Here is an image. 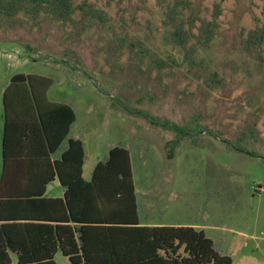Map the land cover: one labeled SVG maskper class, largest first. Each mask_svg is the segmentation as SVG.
<instances>
[{
	"label": "rangeland",
	"instance_id": "rangeland-1",
	"mask_svg": "<svg viewBox=\"0 0 264 264\" xmlns=\"http://www.w3.org/2000/svg\"><path fill=\"white\" fill-rule=\"evenodd\" d=\"M192 2L205 20L220 10L194 52L171 43L159 0H73L68 20L0 14V88L17 73L50 78L48 99L75 112L86 173L126 148L141 213L149 199L156 219L211 226L232 264H264V40L244 48L264 0Z\"/></svg>",
	"mask_w": 264,
	"mask_h": 264
},
{
	"label": "trees",
	"instance_id": "trees-1",
	"mask_svg": "<svg viewBox=\"0 0 264 264\" xmlns=\"http://www.w3.org/2000/svg\"><path fill=\"white\" fill-rule=\"evenodd\" d=\"M159 1L163 25L176 48L194 52L210 46L219 9L215 8L211 20H205L195 13L192 0ZM76 7L81 8L74 6L73 0H0V14L8 17L20 12L36 17L46 12L68 20ZM263 40L264 20L247 33L244 48L257 51ZM50 85V78L17 73L3 91L5 108L10 100L35 101L48 153L59 147L75 119L68 104H50L46 109L37 105L38 100L46 102ZM140 114L153 125L179 129L146 112ZM83 159L82 142L69 138L60 159L53 161V173L31 196L42 204L38 213L25 218L29 219L26 222L0 223V264L10 263L9 252L16 254L17 264H57L54 255L58 251L70 264H232V258L218 253L202 229L140 223L126 148L112 147L107 157L96 163L88 181L82 177ZM55 175L65 187L63 198H43L44 185ZM3 217L0 213V219Z\"/></svg>",
	"mask_w": 264,
	"mask_h": 264
},
{
	"label": "crops",
	"instance_id": "crops-1",
	"mask_svg": "<svg viewBox=\"0 0 264 264\" xmlns=\"http://www.w3.org/2000/svg\"><path fill=\"white\" fill-rule=\"evenodd\" d=\"M10 78L0 88V213L4 216V219H0V223H6L8 220L12 222H26L29 219L25 218H30L31 215L38 213V205L42 204H39L40 202L36 200H31V198H36L31 196L32 194L38 193L42 188L43 179L48 174L53 173V161L60 159L62 151L67 147L69 138L79 139L83 144V179L90 180L94 166L100 161L97 157L93 158V161L89 164V171L86 173V145L78 131H72L76 115L66 138L61 142L59 147L48 153L46 150V140H44L38 122V107H36L35 101L31 99L10 100L8 101V108H5L3 91L9 84ZM46 99V102L44 100H38L37 105L46 109L49 107L48 105L58 103L49 100L48 97ZM54 141V138H52V143ZM111 148L108 149V152ZM64 191L65 187L61 184L57 175H55L53 179L44 185L42 197L47 199L63 198ZM134 192L137 199L138 217L141 224L150 226L189 225L202 229L206 235V230L211 228L208 224L200 225L191 223V221L183 223L178 221H165L162 218L156 219L152 216V206L149 199H147V203L143 202L142 208L144 210L141 213L135 187ZM57 253L54 255V260ZM9 256V264H13V260L17 264L16 254L9 252Z\"/></svg>",
	"mask_w": 264,
	"mask_h": 264
}]
</instances>
